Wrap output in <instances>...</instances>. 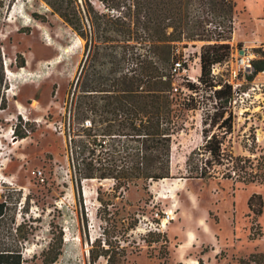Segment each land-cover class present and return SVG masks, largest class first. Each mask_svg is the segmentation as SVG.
I'll return each mask as SVG.
<instances>
[{
    "label": "rangeland",
    "instance_id": "obj_1",
    "mask_svg": "<svg viewBox=\"0 0 264 264\" xmlns=\"http://www.w3.org/2000/svg\"><path fill=\"white\" fill-rule=\"evenodd\" d=\"M6 2L9 5L3 9L0 22L2 52L6 64L15 52H21L25 66L6 65L19 75L13 89L6 76L5 107L0 108V173L5 176L0 180V200L7 204L1 227L5 230L21 223L29 232L22 245L26 259L40 264L41 251L51 239L57 242L62 232L61 253L53 264H89L90 240L102 237L104 226L108 239L125 248L122 264H189V260L238 264L240 256L264 250V181L244 182L222 176V165L201 148L205 138L215 133L221 140V151L248 156L253 164L261 162L264 166V111L256 107L247 117L228 103L232 92L225 81L229 61L213 80L203 82L198 79V55L204 42L190 40L186 46L179 45L184 67L177 71L172 85L178 88L175 107L181 128L172 136L169 177L150 181L146 189L141 183L115 189L111 179L77 180L68 135L76 139L84 136L86 124L70 118L67 110L75 79L80 77L78 98L86 99L82 94L90 92L81 86L87 76L106 75V68L114 61L121 68L130 63L122 46L117 45L102 50L93 62L87 60L81 72L86 60L85 39L45 1ZM262 2L235 0L233 29L230 37L222 40L229 44L228 60L242 59L245 54L250 58L262 56L264 47L244 39L253 29L248 10L254 20L262 12ZM259 21L256 19L255 26L264 34V24H257ZM239 64V87L245 88L251 81L247 78L250 67L245 68L241 60ZM252 80L264 81V70ZM189 82L195 88L189 89ZM224 82L230 89L223 86ZM217 89H221L220 97L215 96ZM87 99L97 104L104 101L99 93H91ZM18 108H24L29 117L22 137L10 133ZM193 149L204 160L208 157L210 170L214 168L212 175L188 176L193 158L189 165L186 159ZM36 169L42 171L43 179L33 174ZM253 192L262 195L260 214H254L247 205ZM164 218L168 221L163 224ZM95 264H106V259L101 256Z\"/></svg>",
    "mask_w": 264,
    "mask_h": 264
},
{
    "label": "trees",
    "instance_id": "obj_2",
    "mask_svg": "<svg viewBox=\"0 0 264 264\" xmlns=\"http://www.w3.org/2000/svg\"><path fill=\"white\" fill-rule=\"evenodd\" d=\"M6 1L0 0V22L3 9L9 5ZM43 1L85 39L86 60L80 67L81 72L87 60L93 62L102 50L117 45L122 46L130 63V67L121 68L114 61L106 68V75L98 74L93 79L87 76L81 86L83 91L90 92L82 94L86 99H79L76 94L80 78L77 76L67 110L70 118L79 119L82 124L85 120L89 122L82 128L84 136L76 139L71 134L70 138L69 152L77 180L111 179L115 189H126L130 184L138 183L146 189L150 181L169 177L172 136L181 128V116L175 107L178 88L172 85L175 74L184 67L179 45L186 46L190 40L204 42L198 55V79L203 82L213 80L211 65L223 62L229 55V44L222 40L228 39L233 29L235 0ZM2 45L0 35V108L5 107L6 65L25 66L21 52H15L6 64ZM260 51L262 56L251 59L249 81L264 70V50ZM176 61H180L181 66L173 70ZM209 84L215 85L213 81ZM186 86L195 88L193 82ZM223 86L230 89L226 82ZM91 93L101 94L104 101L97 104L88 100ZM220 93L221 89L215 90L216 97H220ZM88 111L92 116L89 117ZM14 132L20 137L25 135L19 124L14 127ZM220 143L221 140L212 133L205 138L201 148L222 165V176L244 182L264 181L261 162L253 164L248 156L224 153ZM195 153L193 149L186 159L189 165L193 158L188 176L212 175L214 168L210 170L208 157L204 160ZM247 205L254 214H260L262 195L251 193ZM6 208V202L0 200V264H37L22 254V245L29 232L22 229L21 223L5 230L1 227L6 219ZM11 222H14L13 216ZM102 234V237L90 240L89 264H95L101 256L106 259V264H122L124 246L117 240L112 243L108 239L105 226ZM61 237L62 232L57 242L52 239L48 242L41 251L40 264L54 263L61 253ZM252 263L264 264V250L238 258V264Z\"/></svg>",
    "mask_w": 264,
    "mask_h": 264
},
{
    "label": "built area",
    "instance_id": "obj_3",
    "mask_svg": "<svg viewBox=\"0 0 264 264\" xmlns=\"http://www.w3.org/2000/svg\"><path fill=\"white\" fill-rule=\"evenodd\" d=\"M242 59L235 58L234 61L232 58L229 60L226 59L223 62H215L211 65V74L213 76H216L222 66L226 64L228 61L231 64L230 73L228 78L225 79V81L230 84L232 88L231 95L228 99V103L232 106V108H237L240 115L245 116L247 114V117L252 115V113L255 111L256 107L261 108L260 112L263 113L264 109V81L262 80H251L250 84L245 88H240L242 81L238 79L239 70H240V64L239 60L242 61V64L245 68H249V71L251 70V59L248 55H242ZM199 58V56H198ZM173 70L178 69L181 66L180 61H176L174 63ZM183 68V67H182ZM196 80V79H195ZM198 81V80H197ZM192 89V88H191ZM174 90H176V87H174ZM192 91V90H191ZM15 124L10 129V133L14 134V127L16 124H19L22 129L25 131L28 130L27 128V121L29 120V117L27 113L25 112L24 108L20 109L18 108L17 114L15 116ZM88 120H85V124H88ZM71 134L68 135V141L70 143ZM33 174L38 176L39 178L43 179L42 171L40 169L33 170Z\"/></svg>",
    "mask_w": 264,
    "mask_h": 264
},
{
    "label": "crops",
    "instance_id": "obj_4",
    "mask_svg": "<svg viewBox=\"0 0 264 264\" xmlns=\"http://www.w3.org/2000/svg\"><path fill=\"white\" fill-rule=\"evenodd\" d=\"M262 4H263V6L261 5L262 6V12H261L260 15L254 17L255 18L254 20H253V17L250 15V12H249V10L247 8L248 15H249L248 16V20L251 23H253L252 24V28L253 29L251 30L252 35L251 36L246 35V38H244V39H247L248 42L252 43L253 45H257V44L260 45L259 47H261V46L264 47V34H263V32H261L259 30V27L258 26H255V21H256V19H258V20L260 19V21L257 24H259V25L260 24H264V2H262ZM211 245H213V243H211Z\"/></svg>",
    "mask_w": 264,
    "mask_h": 264
},
{
    "label": "bare ground",
    "instance_id": "obj_5",
    "mask_svg": "<svg viewBox=\"0 0 264 264\" xmlns=\"http://www.w3.org/2000/svg\"><path fill=\"white\" fill-rule=\"evenodd\" d=\"M77 40L80 42V40L81 39H79V37H77ZM49 44H52V43H49ZM78 44H80V43H78ZM82 46V45H81ZM59 61V60H58ZM24 67H22V68H20V69H23ZM6 71H7V78H9V79H11V81L13 82V85H12V89L16 86L15 85V83H16V77H18V75H19V73L18 74H16V73H12L10 70H8V68H6ZM22 71V70H21ZM21 71H20V73H21ZM24 73V72H23ZM18 80V79H17ZM12 91V90H11ZM0 148H2V143H1V141H0ZM1 178H5V176H3V174H1L0 173V180H1ZM166 179V178H165ZM168 179V178H167ZM161 180H164V179H161ZM160 180V181H161ZM172 210L170 209L169 210V213L171 212ZM173 213V212H172ZM168 220L166 219V218H164L163 219V224L165 223V222H167ZM167 224V223H166ZM189 241H190V238L188 239V241H187V243H189ZM186 243V244H187ZM189 264H203V263H201V262H199V261H197V260H189Z\"/></svg>",
    "mask_w": 264,
    "mask_h": 264
},
{
    "label": "water",
    "instance_id": "obj_6",
    "mask_svg": "<svg viewBox=\"0 0 264 264\" xmlns=\"http://www.w3.org/2000/svg\"><path fill=\"white\" fill-rule=\"evenodd\" d=\"M240 52H244V49H240ZM7 68V67H6ZM77 79V78H76ZM76 79H75V81H76Z\"/></svg>",
    "mask_w": 264,
    "mask_h": 264
}]
</instances>
